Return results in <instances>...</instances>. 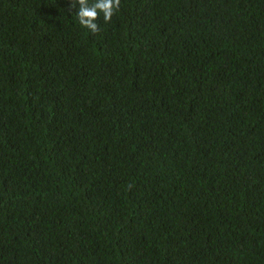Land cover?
<instances>
[{
    "label": "trees",
    "instance_id": "1",
    "mask_svg": "<svg viewBox=\"0 0 264 264\" xmlns=\"http://www.w3.org/2000/svg\"><path fill=\"white\" fill-rule=\"evenodd\" d=\"M78 7L0 0V264H264V0Z\"/></svg>",
    "mask_w": 264,
    "mask_h": 264
},
{
    "label": "clouds",
    "instance_id": "2",
    "mask_svg": "<svg viewBox=\"0 0 264 264\" xmlns=\"http://www.w3.org/2000/svg\"><path fill=\"white\" fill-rule=\"evenodd\" d=\"M76 17L79 24L95 34L99 31V25L96 21L103 16L104 22H110L113 15L116 14L121 5V0H71V7L76 8Z\"/></svg>",
    "mask_w": 264,
    "mask_h": 264
}]
</instances>
